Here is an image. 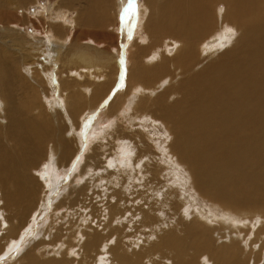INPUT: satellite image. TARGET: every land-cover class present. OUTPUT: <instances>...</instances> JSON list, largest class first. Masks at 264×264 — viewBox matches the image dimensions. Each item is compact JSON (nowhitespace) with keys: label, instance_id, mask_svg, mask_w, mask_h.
Instances as JSON below:
<instances>
[{"label":"bare ground","instance_id":"6f19581e","mask_svg":"<svg viewBox=\"0 0 264 264\" xmlns=\"http://www.w3.org/2000/svg\"><path fill=\"white\" fill-rule=\"evenodd\" d=\"M38 1L0 0V22L8 23L0 26V42L9 43L13 37L14 47L25 53L16 58L19 67L29 75L26 80L2 59L0 48V253L8 243L0 264H13L15 255L22 256L20 264H87L102 246L106 257L99 255L105 264H196L198 257L200 264L203 258L212 264H246L252 256L240 247L246 235L247 241L253 238L260 243L254 248L264 250L263 220L254 228L249 218L242 217L264 211V0H135L138 17L130 12L126 20L122 19L123 0H56L49 13L31 11ZM21 10L26 12L21 15ZM117 22L121 23L118 28ZM112 25L117 29H111ZM28 26L34 34L21 29ZM85 27L92 32H84ZM5 29L10 33L4 34ZM117 37L122 40L117 42ZM41 56L44 60L36 59ZM49 56L59 61L44 66ZM119 59L123 66L126 59L122 73L116 67ZM78 62L98 79L87 73L83 78L94 82L77 79H82L83 72L73 74L69 65ZM113 73L112 84L122 88L105 103L112 84L107 87L104 82ZM17 80L29 85L21 95ZM86 93L102 104L93 108L85 102ZM141 93L148 96L143 99ZM123 104H135L136 112L145 111L139 114L141 127L163 124L172 134L170 145L165 149L163 141L128 130L120 120L114 125V114ZM45 106L65 112L62 132L66 139L58 156L55 144L47 150L53 130ZM52 115L58 118L57 110ZM92 118V125L80 134L81 123ZM99 118L113 123L107 124L113 130L104 137L113 139L109 144L114 155L106 159H100L105 145L99 147L107 139L100 137L105 130L99 131L101 122L94 120ZM119 140L128 148L126 154ZM110 156L117 167L107 173L112 189L107 201L103 189L96 193L92 189L87 198L98 221L90 220L94 226H77L79 234L69 229L66 239L57 229L48 230V239L54 241L51 245H61L58 251L52 246L49 261L38 259L36 253L43 256L46 249L42 246L47 245L42 242L26 249L25 244L37 232L40 236L48 224L38 227L43 213L36 206L46 214L59 194L61 199L53 209L73 211L80 203L84 205L86 200H79L90 193L87 172ZM147 158L150 163L145 162ZM132 160L144 163L143 173L123 167ZM61 163L72 169L76 165L65 188L60 179L54 181ZM40 165L41 171L34 173ZM75 177L80 179L73 184ZM51 180L53 186L46 183ZM170 182L181 186L168 196L174 198L171 203L165 194L159 199L148 191L151 186L161 194ZM51 189L50 194L44 193L41 205H36V193ZM103 204L108 210L98 208H104ZM228 214L232 220H243L229 224ZM67 220L64 232L74 228ZM222 231L229 239L227 244H218ZM134 235L142 242L132 248L127 240ZM259 254L261 258L251 257V264H264V252Z\"/></svg>","mask_w":264,"mask_h":264},{"label":"rangeland","instance_id":"374dc122","mask_svg":"<svg viewBox=\"0 0 264 264\" xmlns=\"http://www.w3.org/2000/svg\"><path fill=\"white\" fill-rule=\"evenodd\" d=\"M10 1H12L13 3L16 1V0H10ZM54 1H56V0H39L38 2H37V4L35 5V6H33L32 7V9H31V11H34V10H38V11H41L42 13H49V12H51V11H49V9H50V6L52 7L53 5H54V3H56V2H54ZM124 2H123V4L125 3V5H124V7L123 8H125V6H127V4L129 3V0H123ZM140 4H141V2H140ZM22 10H24V8L22 9ZM21 10V15H23L25 12H26V10L25 11H22ZM138 12V10L136 11V13ZM70 14H71V16H70V19H73V16H74V13L72 12V11H70L69 12ZM28 15H30V13H28L27 14V16ZM136 15V14H135ZM113 16H116V15H113ZM137 17H138V13H137ZM137 19V18H136ZM10 22V21H9ZM12 22H13V20H11V25H12ZM0 26L3 28V26H5V25H7L8 23H6V22H0ZM121 26V23L120 22H117V25H116V27L118 28V27H120ZM18 27L19 26H16V28L18 29ZM116 27H114L113 25L111 26V29H114V28H116ZM2 28H0V29H2ZM116 28V29H117ZM21 29H28V33H32V34H34V32H33V29H32V27L31 26H28L27 28H21ZM111 29H108L106 32H110V31H112ZM83 31L84 32H86V33H88L90 30L88 29V28H83ZM90 32H92V31H90ZM8 33H10V32H8L6 29L4 30V34H8ZM119 36V35H118ZM12 40H13V37H11V39L9 40L10 42L9 43H6L5 42V40H3V41H1L0 42V48L3 50V56H2V59H4L13 69H17V71L19 72V73H21V75H24V77H25V79L27 80L28 79V77H29V75H26L25 73H24V71L22 70V69H20V67H19V59H16L17 58V56H20V55H24L25 53H24V50H22V51H20V48H18V47H16V48H18L17 49V51H16V48L14 47V44H13V42H12ZM102 40V39H101ZM120 40H122L120 37H117V42H119ZM19 51V52H18ZM31 51H32V49H31ZM33 53V51L31 52V54ZM127 53H128V51H127ZM16 54V55H15ZM36 59H43L44 60V58L41 56V58L39 57H37ZM58 59V58H57ZM29 60H31V59H29ZM50 60V61H49ZM59 61V60H58ZM58 61H54V60H52V59H50V56L47 58V64H44V66H51L52 65V63L54 62V63H57ZM49 62H50V65H49ZM119 62H120V64H118L116 67H117V71H118V73H122L123 71H124V66H125V62H126V59H125V61H124V66L122 65V59H119ZM35 67H36V65H35ZM69 67H70V69H71V71H73V74H74V72H78V73H81V72H83L82 73V79L81 78H77V79H80V80H82V81H84V82H94V81H88V80H85L84 78H83V74L84 73H87L88 75H92V76H95L94 77V79L96 80V79H98V77H96V75L94 74V73H92V72H90V71H88V69H85V68H83L84 67V65L82 64V63H76L74 66H70L69 65ZM38 68H39V70H40V66L38 65ZM76 68V69H75ZM78 69V70H77ZM80 69V70H79ZM126 69H128L127 67L125 68V71H126ZM49 70V69H48ZM81 71V72H80ZM52 72L54 73V69L52 70ZM53 73H51V74H53ZM126 73L127 72H125V74H124V77H126ZM40 76H42V74H40ZM115 77H117V76H115ZM121 76H118V79L120 78ZM56 77H54L53 78V80L54 81H52L51 80V83L54 85V83H56V79H55ZM58 78V77H57ZM176 78L177 79H179V80H181V78L179 77V75L176 73ZM113 80H114V73L113 74H109V76L107 77V79H106V81L104 82L105 83V85L107 86V87H109L111 84H112V82H113ZM122 80V79H121ZM158 80H159V82H158ZM156 82H158V83H160L161 81H160V79H158ZM122 82V81H121ZM46 84H47V81H46ZM124 84V82L122 83V85ZM157 84V83H156ZM17 85H18V88H17V94H19V95H21L22 93H23V91L25 90V88L27 87V86H29V85H23V84H21V82H20V80H17ZM47 86V85H46ZM122 88V86H120V84H118V87L117 86H115V85H113L112 84V88H111V90H110V92H108V94H106L107 95V98L104 96V98H103V102H105V103H107L108 101H110V100H113L112 98H113V96H116V95H114V93L115 94H118L117 93V91H120V89ZM106 91V89L105 90H103L102 91V93H104ZM155 92H158V89H156L155 90ZM83 93V92H82ZM50 94V93H49ZM84 94V93H83ZM135 95H139V93H135ZM141 95H143V99H145V97H147L148 95L147 94H144V93H141ZM50 99H51V96H50ZM85 102H88V103H90V104H92L93 105V108L95 107V108H98V106L99 105H101L102 103L101 102H98V99H96V98H93L92 97V95L91 94H87L86 93V97H85ZM104 103V104H105ZM125 107H124V106ZM122 106L124 107H121V108H123V109H121L120 108V110L116 113V114H114V119H112L113 121V123H114V125L116 124V123H118L119 122V120H120V122L121 123H126V125H127V129L128 130H130V128H131V130H134V131H139V132H143V134L146 136H148L149 138H154L155 137V139H158V141H163V147L166 149L167 148V145L169 144L170 145V142L172 141V134H171V132H167L166 130L167 129H165L164 130V126H163V124H161V123H159L158 124V126H155L154 128H151L150 126H143V127H141L140 126V123L139 122H142L140 119H139V117L141 118V116L139 115V114H141V113H144L145 111H143V110H140L139 109V111L138 112H136L138 109V107H136V105L135 104H123ZM129 105V106H128ZM3 108V107H2ZM133 109L135 110L134 112H133ZM137 109V110H136ZM54 110H57V112H58V118H56V117H53V115H52V113L54 112ZM122 110V111H121ZM126 112H125V111ZM43 111L49 116V123H50V125H51V128H52V130H53V139L51 140V141H49V143H48V145H47V150H49L51 147H52V145L53 144H55L56 145V152H54L55 154H57V156H58V150L61 148V144H62V141L63 140H65L66 139V137H65V134H63V132H62V128H63V125H64V117H65V112L62 114V112H61V110L60 109H58V108H54V109H50L49 107H47V106H45L44 108H43ZM133 112V113H132ZM99 112H95V115H100V114H98ZM146 113H148L147 111H146ZM137 115V118H136V115ZM131 115H133V117L131 116ZM130 116V117H129ZM124 117V118H123ZM132 117V118H131ZM149 117H150V114H149ZM112 118V117H111ZM116 118H117V120H116ZM129 118H131V119H129ZM108 119V118H107ZM127 119H129V120H127ZM94 120H98L99 122H101V125H102V127H101V129L99 130V131H101L103 128H104V132H102L101 134H100V137H103V139L105 138V139H107V140H105L104 141V143L99 147L100 149L105 145V147H103V149H101V151H100V159H106L107 158V156H109V155H111V156H113L114 155V153L112 152V146H111V144H109V143H111V142H113V139L112 140H110L109 139V137L107 136V137H104V136H106L105 134H106V131H111V130H113L112 129V125H107L108 123H112L111 122V120L110 121H107V122H104L105 120L103 119V118H99V119H94ZM101 120H103V121H101ZM140 120V121H139ZM115 121H118V122H115ZM126 121V122H125ZM131 121V122H130ZM92 122H93V118L91 119V121H89V120H86V122L85 123H87L86 125H85V123H81V125H80V134L83 132V130L85 129L84 127L85 126H87V127H90L91 125H92ZM112 123V124H113ZM143 123V122H142ZM141 123V124H142ZM145 124H148V121H145L144 122ZM96 124V123H95ZM138 124V127L137 126H135V125H137ZM143 125V124H142ZM95 127V126H94ZM128 127H130V128H128ZM139 127H141V128H139ZM150 127V128H149ZM145 128V129H144ZM162 128V129H161ZM95 129H96V127H95ZM109 129H111V130H109ZM146 131V132H145ZM149 131V132H148ZM151 135H150V134ZM169 134H171V136H169ZM155 135V136H154ZM151 136V137H150ZM161 136H162V138H161ZM164 136V137H163ZM157 137V138H156ZM122 138V137H121ZM125 138V137H124ZM80 139H81V136H80ZM109 140V141H108ZM108 142V143H107ZM119 146H120V149H121V151L124 153V154H126L129 150H128V148H126L124 145H123V143H122V140H119ZM109 144V145H108ZM85 146H87L88 145V143H85L84 144ZM126 149V150H125ZM111 150V151H110ZM155 150H156V148H155ZM154 150V151H155ZM103 151H105V153L103 152ZM72 152H73V150H72ZM48 154H50V152H47ZM83 153L84 152H82L81 153V155H83ZM105 156V157H104ZM110 156V158H109V160H107L106 162L105 161H102L103 162V164L101 163L100 164V166H92V168L90 169V172H87V174L89 175V177L91 176V178H87L88 180H89V188H90V193H85L86 194V198H85V195L83 196L82 195V197H83V200H82V198H80L81 200H79V201H83L84 202V199L86 200L85 201V203H84V205L82 204V206H81V203L75 208H72L73 209V211L70 209H66V208H60V209H53V205H55L58 201H60V199H61V197L59 196V195H57V200L54 202V204L53 205H51V208L49 209V210H46V214H45V211H43V208L41 209L40 207H37L36 206V208H35V210H39L40 209V211H41V213H43L42 215H41V220H39L40 221V223H38L37 225H38V227H40V226H43V224H47V225H49V223L52 225L51 226V228H50V226H43V230L41 229H39L40 231H41V235L40 236H38L39 234H38V232H37V235H35L34 237H32L30 240H27V243H25L26 245H27V248L26 249H28L29 248V246H36V244H39V243H42V242H44L45 243V245H47V247L45 246H42L43 248H45L46 249V251L44 252V255L42 256V254H40V255H38V253H36V257H39L38 259H43L44 261H49V258L51 257V255L54 253V250H52V248L53 247H56V248H53V249H55V251L57 250H59V248H57V246L58 245H61L60 244V242L56 245V246H53V245H51V244H53L54 243V241H50L49 239H48V237H50L48 234H49V231L48 230H53L54 228L55 229H57L58 231H60L61 233H63V238H69L68 236H67V234L69 233H71V231H73V230H76V232L79 234L80 233V228H82L81 226H83V224L85 223V224H87V225H93L94 226V223L93 224H89V222H90V220L92 221H98V217L97 216H93V214H92V212H90V202H89V199H87V198H89L90 197V195H91V191H92V189L94 190V189H96L95 190V193H96V191L97 190H100V189H103V192H104V197H106V198H104L105 200H104V202L105 201H107V199H108V197H109V195H110V193H111V185H110V182H111V180H110V176L107 174L110 170H112L114 167H117L116 166V164H113L112 163V161H111V157ZM76 157H78V158H81V162H84L83 161V158H82V156H80L79 154H77L76 155ZM75 157V158H76ZM147 161H149L148 163H150V159H146V163H147ZM62 162V161H61ZM134 162H136V164L134 163ZM139 164H138V163ZM56 163H58V157L53 161V166L56 164ZM164 164V163H163ZM103 165V166H102ZM140 165V166H139ZM42 166L43 165H40L37 169H35L34 170V173H39L40 171H41V168H42ZM76 167V165L73 167V169ZM118 167L119 168H121V166L120 165H118ZM123 167H127L129 170H131V171H129V172H132V173H135L134 171H136V173H138V174H141V173H143V172H141V171H143V167H145L144 166V163L142 162V161H134V160H132V163H131V161H129V162H127V164L126 163H124L123 164ZM135 168V169H134ZM73 169L71 168V167H69V168H66V167H64L63 166V163H61V165H60V171H59V173L58 174H56V178H55V176H51V178H52V180H54V178H55V180L54 181H59V179H60V181L62 182L61 184H62V186H63V188H65L66 186V184L69 182V179L71 178V177H69V176H71L72 174L71 173H73L74 171H73ZM93 169V170H92ZM97 169V170H96ZM141 169V170H140ZM145 172H148L149 173V171H145ZM172 172L173 173H176L177 172V170L176 169H172ZM52 174V173H51ZM105 174V175H104ZM108 175V176H107ZM58 176V177H57ZM106 176V177H105ZM47 177H48V173H47ZM106 179H105V178ZM147 177H149V175L147 176ZM97 178V179H96ZM64 179V180H63ZM67 179V180H66ZM80 178L78 177V178H76L75 177V181H74V183L73 184H75L76 182H78V180H79ZM100 180V181H97V180ZM104 179V180H103ZM107 179H109V180H107ZM148 179V178H147ZM52 180L50 181V182H48V181H46V183H52V185L51 186H53L55 183H54V181L52 182ZM63 180V181H62ZM105 180H107V181H105ZM136 180H139L138 178H137V176H136ZM93 181V182H92ZM96 181V182H95ZM64 182V183H63ZM41 183H44L43 181H41ZM176 183V182H175ZM173 183V182H170L167 186H165V188L163 189V193H161V194H158V192H157V190L155 189V188H153V187H151V186H147L148 187V191L150 192V194L151 195H153L154 194V196L156 195V197H158L159 199L161 198V197H163V194H165L164 196H169V195H171V196H173V194H174V192L172 191V190H174V191H178L179 192V190H180V184L179 183ZM93 184H95V185H93ZM93 185V186H92ZM172 185V186H171ZM50 186V187H51ZM100 186H102V187H100ZM170 186V187H169ZM174 186V187H173ZM93 187V188H92ZM99 187V188H98ZM106 187H108V188H106ZM75 188V187H74ZM88 187L86 188L87 190L89 189ZM110 188V189H109ZM176 188V189H175ZM71 189H72V187H71ZM110 190V191H107V190ZM177 189H179V190H177ZM50 190V189H49ZM49 190H47V191H42V192H38V194L36 193V195H37V201L39 202H37L36 203V205H41V201L43 200V196H45L46 194H50L51 192H52V189H51V191H49ZM169 190H170V192H169ZM106 191H107V193H106ZM45 192H47L46 194H44ZM61 192H62V190H61ZM154 192V193H153ZM157 192V193H156ZM166 192H168V193H166ZM188 192V191H187ZM187 192H185L184 194H183V198H185V196H186V194H187ZM94 193V194H95ZM40 194H42L41 196H40ZM168 194V195H167ZM189 194V193H188ZM89 196V197H88ZM168 197V200L167 201H169V203H171V202H173L171 199H173L174 200V198H172V197ZM42 199H41V198ZM96 198V197H95ZM163 198H165V197H163ZM40 199V200H39ZM180 200H182V199H180ZM94 202H97L98 203V201H96V200H94ZM177 203H179L178 201H176ZM175 202V203H176ZM87 203V204H86ZM51 204H52V202H51ZM85 205H86V207H85ZM88 205V206H87ZM84 206V209L82 208ZM100 205H98V208L99 209H101V210H108V208L106 207V206H104V204L102 205L104 208H102L101 206L99 207ZM81 208V210L80 209H78V208ZM85 210V211H83V210ZM58 211V212H55V214H54V212L53 211ZM64 210V212H62V214L64 215V216H62V214H61V211H63ZM65 210H66V215H65ZM76 210V211H75ZM79 210V211H78ZM72 211V212H71ZM77 212H79V213H81L80 215H79V213H77ZM58 213V214H57ZM68 213H70V214H68ZM73 213H75V215L73 214ZM84 213V214H83ZM54 214V215H53ZM73 214V215H72ZM77 214V215H76ZM88 214V216L87 217H85L86 215ZM231 214V213H230ZM230 214H228V217L226 218V222H228L229 224H232V223H237V224H239L238 222L240 221V220H243V219H250V222L251 223H254V228H257V227H259V226H261V224H263L264 223V211H262L260 214H256L255 216H252V215H249V216H245V215H243L242 217H243V219H242V217L241 218H238V219H233V220H235V221H233L231 218H230ZM261 214H263V215H261ZM61 215V216H60ZM70 215V216H69ZM90 215V216H89ZM260 215L262 216V217H260ZM54 216V217H53ZM57 216V217H56ZM62 217V219L60 218V217ZM75 216V217H74ZM77 216H78V218H77ZM79 216L81 217V218H79ZM252 216V217H251ZM258 216V217H257ZM50 217V218H49ZM65 217V218H64ZM71 217H72V219L74 220V221H72V219H71ZM83 217V218H82ZM90 217V218H89ZM56 218H57V220H56ZM69 218V225H70V227L71 226H73L74 228H68V230L66 231V232H64L65 230H66V228L68 227V223H67V219ZM85 218V219H84ZM97 218V219H96ZM261 220H260V219ZM263 218V219H262ZM65 219V220H64ZM44 220V221H43ZM51 220L53 221L52 223H51ZM60 220V221H59ZM85 220V221H84ZM88 222H87V221ZM232 220V221H231ZM253 220V221H252ZM263 220V221H262ZM54 221H55V224H53L54 223ZM56 221L57 222H59V223H56ZM72 221V222H71ZM92 221V222H93ZM219 221V220H218ZM263 223H262V222ZM44 222V223H43ZM61 222H62V224L64 225L65 223H67V224H65L64 226L61 224ZM73 222H75V223H73ZM249 222V223H250ZM257 222V223H256ZM259 222H261V223H259ZM91 223V222H90ZM258 223H259V225H258ZM81 224V225H80ZM63 227H62V226ZM96 225V224H95ZM251 225H253V224H251ZM257 225V226H256ZM264 225V224H263ZM77 226H79V229H77L78 227ZM44 228H45V230H44ZM47 228V229H46ZM64 228H65V230H64ZM251 228H252V226H251ZM54 229V230H55ZM71 231H70V230ZM73 229V230H72ZM99 229H100V227H99ZM22 230V229H21ZM62 230V231H61ZM64 230V231H63ZM48 233H47V232ZM69 231V232H68ZM36 232V231H35ZM21 233V232H20ZM20 233L18 234V236L16 237V238H18L19 237V235H20ZM43 233H44V235H43ZM64 233H66V235H64ZM222 233H224L223 231H222ZM45 234H46V236H45ZM43 235V236H42ZM95 236V235H94ZM135 236L136 235H134V236H132V238H128V240L127 239H125V240H127V241H131V247H132V245L134 246L135 245V247L137 246V244H139V246H140V244H141V242H142V240L140 239V238H138V236H136V239H135ZM248 237V235H246L245 237H244V239L245 238H247ZM16 238H14V239H12V241L13 242H18L19 243V241H18V239H16ZM90 238V237H89ZM88 238V239H89ZM134 238V239H133ZM221 239H222V241H219V243L218 244H220V243H228L229 242V239L227 238V236H226V234L224 233V235H221V237H220ZM90 239H92V238H90ZM228 239V240H227ZM243 238L241 239V242L243 241V243H241L240 242V244H241V250L245 253H251V255L252 256H250L249 258V260L248 261H245V263L246 264H251V260L253 259V258H251V257H260L261 258V256H262V254L260 255L259 254V252L260 253H262V252H264V250L262 249V251H260V248L259 249H257L258 247H259V245L258 244H260V243H258V242H256V241H254V239L253 238H251V242H250V240L249 241H247L248 239H245L244 240ZM68 240H70V239H68ZM138 240H139V242H138ZM223 240H224V242H223ZM11 241V240H10ZM66 241V240H65ZM71 241V240H70ZM100 241V240H99ZM134 241V242H133ZM137 241V242H136ZM107 242V241H106ZM217 242H218V239H217ZM256 242V243H255ZM249 243V244H248ZM8 244V243H7ZM7 244L4 246V248H3V251L0 253V258H3L4 257V254H2L3 252H4V250H5V248L7 247ZM107 244V243H106ZM247 244H248V246H247ZM257 245L256 247L257 248H254L255 246L254 245ZM34 246V247H35ZM53 246V247H52ZM245 246V247H244ZM253 246V247H252ZM51 247V248H50ZM31 249L33 248V247H30ZM29 248V249H30ZM103 248H104V246H102V247H100V253H101V256H104L103 255V253H106V252H104L103 251ZM133 248V247H132ZM53 252H52V251ZM245 250V251H244ZM258 250V251H257ZM37 251H40V250H37ZM251 251V252H250ZM52 253V254H51ZM100 253H97L98 254V257H97V254H96V257H93V256H91L90 257V259H88V262H87V264H105V263H103V259H104V257H106V256H104L103 258H101V256L99 255ZM46 255V256H45ZM94 256H95V254H93ZM206 255V254H205ZM91 258H93V259H91ZM199 258V257H198ZM198 258H197V261H196V264H200V263H198ZM21 259H23L22 258V256L21 255H15V259H14V263L13 264H20V260ZM204 260H206V261H204ZM261 260V259H260ZM201 262H202V264H212L211 263V260L210 259H205V258H203V259H201ZM108 264H109V262H108ZM253 264V263H252Z\"/></svg>","mask_w":264,"mask_h":264},{"label":"snow or ice","instance_id":"6c2138e0","mask_svg":"<svg viewBox=\"0 0 264 264\" xmlns=\"http://www.w3.org/2000/svg\"><path fill=\"white\" fill-rule=\"evenodd\" d=\"M135 15L136 14V10H135V0H129V3L127 4V6L123 9L122 11V19H127V17L129 16V14ZM231 31V30H229Z\"/></svg>","mask_w":264,"mask_h":264}]
</instances>
